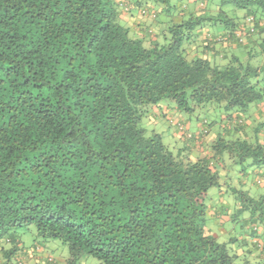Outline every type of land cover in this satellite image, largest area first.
<instances>
[{"label": "trees", "instance_id": "trees-1", "mask_svg": "<svg viewBox=\"0 0 264 264\" xmlns=\"http://www.w3.org/2000/svg\"><path fill=\"white\" fill-rule=\"evenodd\" d=\"M90 258L264 264V0H0V264Z\"/></svg>", "mask_w": 264, "mask_h": 264}, {"label": "rangeland", "instance_id": "rangeland-1", "mask_svg": "<svg viewBox=\"0 0 264 264\" xmlns=\"http://www.w3.org/2000/svg\"><path fill=\"white\" fill-rule=\"evenodd\" d=\"M182 114V113H181ZM179 114L175 109H172V111L170 112L169 116L172 117V118H177V117H180V118H184V117H187L186 114ZM189 115V114H188ZM168 138H170V136H168ZM164 139L167 141V139L164 137ZM89 262V264H97V261L95 259H88L87 263Z\"/></svg>", "mask_w": 264, "mask_h": 264}]
</instances>
